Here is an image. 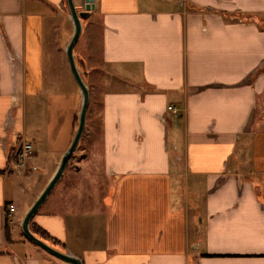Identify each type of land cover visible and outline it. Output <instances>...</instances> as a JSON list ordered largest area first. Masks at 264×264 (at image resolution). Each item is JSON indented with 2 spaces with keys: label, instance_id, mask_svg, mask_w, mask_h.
<instances>
[{
  "label": "crops",
  "instance_id": "obj_1",
  "mask_svg": "<svg viewBox=\"0 0 264 264\" xmlns=\"http://www.w3.org/2000/svg\"><path fill=\"white\" fill-rule=\"evenodd\" d=\"M93 3L81 62L101 92L110 195L78 212L54 188L34 225L84 264H264V0ZM64 27L65 0H0V264H61L5 210L23 218L39 153L52 170L77 127ZM43 125L27 169L11 171L13 145Z\"/></svg>",
  "mask_w": 264,
  "mask_h": 264
},
{
  "label": "rangeland",
  "instance_id": "obj_2",
  "mask_svg": "<svg viewBox=\"0 0 264 264\" xmlns=\"http://www.w3.org/2000/svg\"><path fill=\"white\" fill-rule=\"evenodd\" d=\"M75 6L78 8L79 11H81L83 8L80 7V0H74ZM92 21V17L89 16L87 18L82 19V33L77 41L74 52L76 61L83 71V75L85 76L88 85H89V91H90V104L88 108L87 113V122L86 127L84 130V133L82 135V138L80 140L79 146L77 150L74 153V156L71 158L69 165L67 166L63 177L59 181V183L55 187V191L50 197V200H53L54 196L57 194L59 190H62L65 188V192L68 193V202H70V207H73L74 211H82V212H92V211H100L102 205L107 202L108 197L110 195V190L108 191L109 187V181L105 178L102 171V164L100 161V156L102 155V148H101V140H100V107H101V92L99 90H91L90 88V81L87 78L86 71L91 70L92 66L87 64L86 67H82L81 58L85 57V52L88 49V35H87V25L89 22ZM71 22V21H70ZM66 32V33H65ZM73 27L71 24V27L67 28L62 32V35L66 36L68 35L67 41L64 43L63 36L62 40L59 41V45H62V49L65 52V46L72 35ZM63 42V43H62ZM92 49L94 59L97 60L99 49L96 42H94L93 47H90ZM45 54L47 58H54L57 59V53L54 52L53 48L46 47L45 48ZM65 66L68 72V85L63 86V89H61V93H66L68 87H74V89H78V86L76 82L73 79V76L71 72L69 71L68 62H66L65 58ZM71 101V100H70ZM70 106L69 101L66 103H63L61 105L62 112H65L66 109ZM52 110V106H50ZM45 111V114L48 112L46 109L42 110V112ZM58 132V131H57ZM45 130L44 125L42 130L40 131H34L33 128L29 127L28 135L30 137V142L32 141H41L42 143L45 142ZM34 138V139H33ZM32 140V141H31ZM29 142V141H28ZM33 146V143H32ZM41 146L38 145L37 148ZM33 146L32 151H36ZM40 152V151H39ZM42 155V153H39ZM38 156L36 161L34 162L36 165H34L37 169L36 177L34 182L32 183L33 190H35V197L36 199L38 195L42 192V190L47 185L48 181L51 179L52 175L54 174L57 165L62 157L60 155L57 162V165L51 170L46 169L48 161H45V159L42 160V157L44 155ZM46 156V155H45ZM87 157V159L85 157ZM80 166L82 170H76V167ZM19 202V201H18ZM20 203V202H19ZM41 211V210H40ZM17 220H19L18 224H20L22 215L19 211H17L16 214H14ZM33 222V221H32ZM20 227V226H19ZM24 238L28 243H30L32 246L36 245L32 243L30 240H28L25 236ZM46 242L52 244L51 239H45ZM38 247V246H37ZM56 248L61 249L56 246ZM62 250V249H61ZM45 253V252H44ZM48 255V254H47ZM52 257V256H49ZM52 259H55V261H58V263L63 264V262L57 258L52 257Z\"/></svg>",
  "mask_w": 264,
  "mask_h": 264
},
{
  "label": "water",
  "instance_id": "obj_3",
  "mask_svg": "<svg viewBox=\"0 0 264 264\" xmlns=\"http://www.w3.org/2000/svg\"><path fill=\"white\" fill-rule=\"evenodd\" d=\"M66 1V9L71 21L73 32L70 36L66 46H65V56L68 62V66L70 72L73 76L74 81L76 82L77 86L80 89L81 99L79 103L78 109V123L75 129L72 141L68 148L63 153L57 168L52 175L51 179L48 181L45 188L42 192L38 195V197L34 200L32 205L24 214L21 222L20 228L23 235L30 240L32 243L43 249L48 254L52 255L53 257L68 263V264H84L83 261L68 252L62 251L61 249L52 246L45 240L36 236L30 229V223L33 220L34 216L43 205V203L47 200L51 192L54 190L56 185L59 183L61 178L64 175V172L69 165L71 158L74 156L75 151L77 150L82 135L84 133L86 122H87V113L90 104V91L88 82L83 75V71L79 67L76 57L74 48L79 40L81 33H82V19L87 18L92 9H94V0H83V5L80 6L83 8L81 11L75 6L74 0H65Z\"/></svg>",
  "mask_w": 264,
  "mask_h": 264
},
{
  "label": "built area",
  "instance_id": "obj_4",
  "mask_svg": "<svg viewBox=\"0 0 264 264\" xmlns=\"http://www.w3.org/2000/svg\"><path fill=\"white\" fill-rule=\"evenodd\" d=\"M168 110L176 113L177 109L173 105H169ZM33 146L32 143L24 140H20L18 143H15L12 148V156L9 160V169L11 171H24L27 169L29 161L33 155ZM15 212V205L10 203L6 206L5 216L7 220H12V217Z\"/></svg>",
  "mask_w": 264,
  "mask_h": 264
},
{
  "label": "trees",
  "instance_id": "obj_5",
  "mask_svg": "<svg viewBox=\"0 0 264 264\" xmlns=\"http://www.w3.org/2000/svg\"><path fill=\"white\" fill-rule=\"evenodd\" d=\"M32 221H33V220H32ZM32 221H31V223H30V229H31V231H32L36 236H38L39 238H41V239H43V240H45V239H51L53 245H56V244H57V241H55V239L49 237V235H48L45 231H43V230H41L40 228L36 227Z\"/></svg>",
  "mask_w": 264,
  "mask_h": 264
}]
</instances>
